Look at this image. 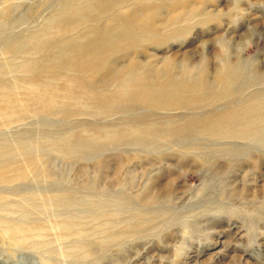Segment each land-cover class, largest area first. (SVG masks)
I'll return each instance as SVG.
<instances>
[{
    "label": "rangeland",
    "instance_id": "1",
    "mask_svg": "<svg viewBox=\"0 0 264 264\" xmlns=\"http://www.w3.org/2000/svg\"><path fill=\"white\" fill-rule=\"evenodd\" d=\"M262 106L264 0H0V264H264Z\"/></svg>",
    "mask_w": 264,
    "mask_h": 264
},
{
    "label": "bare ground",
    "instance_id": "2",
    "mask_svg": "<svg viewBox=\"0 0 264 264\" xmlns=\"http://www.w3.org/2000/svg\"><path fill=\"white\" fill-rule=\"evenodd\" d=\"M224 96H225V94H224ZM262 110L264 111V106H262L260 108L259 112L261 113ZM3 156H6V158H8L10 160L13 159L11 156V153H10V149H8V148H0V158ZM3 179L4 178H2L0 176V183L4 181ZM69 201L70 200L68 199V202ZM64 202H66V201H64ZM71 203L77 204L76 200H74V199L71 200ZM71 223L72 222H64L61 225L62 229H64V231L68 230V232H69L71 230L69 228L73 227ZM0 224H5V223H3L2 219H0ZM1 232L3 235L8 236V238H10L12 240V242L15 243L16 245H18V244L24 245V243L26 244V238L25 237H28L29 236L28 234H32L33 232H35V229H33V226H28V225L23 226L22 224L20 225L19 223H8V225L5 224V228L2 229Z\"/></svg>",
    "mask_w": 264,
    "mask_h": 264
},
{
    "label": "water",
    "instance_id": "3",
    "mask_svg": "<svg viewBox=\"0 0 264 264\" xmlns=\"http://www.w3.org/2000/svg\"><path fill=\"white\" fill-rule=\"evenodd\" d=\"M104 54V52H102Z\"/></svg>",
    "mask_w": 264,
    "mask_h": 264
}]
</instances>
